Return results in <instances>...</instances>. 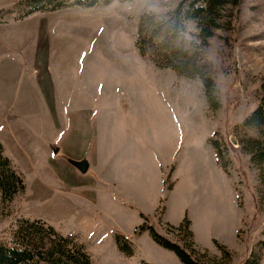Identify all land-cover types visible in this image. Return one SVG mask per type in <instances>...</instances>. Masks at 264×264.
<instances>
[{
	"label": "rangeland",
	"instance_id": "rangeland-1",
	"mask_svg": "<svg viewBox=\"0 0 264 264\" xmlns=\"http://www.w3.org/2000/svg\"><path fill=\"white\" fill-rule=\"evenodd\" d=\"M19 1L0 0V62L16 82L13 110L0 117V147L24 187L9 201L0 197V239L8 240L19 220H38L80 243L92 264H182L150 232L190 252L183 230L175 229L186 219L193 258L240 264L249 257L264 241V165H253L239 148L248 138L264 142V127L242 126L264 82V0H242L233 28L209 29L205 40L194 20L176 37L153 38L158 60L170 59L192 78L161 68L150 54L140 57L134 46L142 14L164 19L184 0H115L50 12L46 19L55 25L43 52L34 51L41 13L32 14L37 20L16 18ZM226 15L221 9L217 21L225 25ZM172 50L181 51L177 58ZM201 78L213 83L216 110L206 103ZM47 80L67 84L73 100L83 86H97L80 122L87 130L81 141L62 132L68 100L67 127H50L34 88ZM209 137L225 147L226 173ZM78 160L87 161L85 174L70 165ZM117 233L130 241V255L116 248Z\"/></svg>",
	"mask_w": 264,
	"mask_h": 264
},
{
	"label": "trees",
	"instance_id": "trees-1",
	"mask_svg": "<svg viewBox=\"0 0 264 264\" xmlns=\"http://www.w3.org/2000/svg\"><path fill=\"white\" fill-rule=\"evenodd\" d=\"M115 0H21L13 7V12L19 13L16 18L23 19L34 13H50L62 10L69 6L92 8L97 5H107ZM130 1V0H118ZM242 0H184L179 1L177 6L164 19H155L152 15L142 14L136 29L134 40L135 49L140 57H149L161 68H168L179 76L192 78L194 75L185 71V67L173 63L170 59L162 63L153 52L155 45L153 38H173L184 31L185 21L194 20L197 25V38L205 40L209 29L223 28L230 30L237 20ZM227 12L225 25L219 23L220 10ZM12 12V11H11ZM217 18V19H216ZM172 57L177 58L180 50H172ZM155 57V58H154ZM153 58V59H152ZM162 58H164L162 56ZM206 103L210 110L218 108L213 83L206 78H201ZM242 126L258 128L264 127V82L261 85V94L257 106L244 117ZM216 134V133H215ZM230 143V142H229ZM218 168L227 172L229 163L225 157V147L215 137L208 138ZM239 150L249 155V161L256 166L264 165V142L259 139L248 138L240 143ZM24 185L22 178L15 172L8 159L2 156L0 147V197L2 201H9L14 194L22 191ZM163 212V206L160 213ZM186 219L175 229H182L184 236L188 238L186 248L171 242L151 230L150 236L157 244L176 253L182 264H204L197 258H193L194 242L192 231L188 229ZM144 230L139 227L137 232ZM264 234V229L262 231ZM114 241L118 251L124 255L131 254V243L123 235H114ZM218 251L229 258L225 247L213 240ZM257 249L249 254L240 264H258L260 253L264 250V241H258ZM0 264H92L84 247L74 241L70 236L59 234L51 226L38 220L21 219L16 228L11 232L8 240L0 239ZM142 264H146L142 262Z\"/></svg>",
	"mask_w": 264,
	"mask_h": 264
},
{
	"label": "crops",
	"instance_id": "crops-1",
	"mask_svg": "<svg viewBox=\"0 0 264 264\" xmlns=\"http://www.w3.org/2000/svg\"><path fill=\"white\" fill-rule=\"evenodd\" d=\"M89 9V8H88ZM61 11V10H59ZM58 12V11H57ZM39 15H31L32 20H37ZM40 26L36 27V50L35 52H43L45 51V40L46 37H49V31L53 28L55 23H51L49 19L48 13L40 14ZM44 22L49 23L45 25ZM64 32V31H61ZM57 33V32H56ZM53 34V33H52ZM60 44V42L58 43ZM72 45V44H71ZM1 49V48H0ZM45 57V53L43 54ZM34 56L29 59L33 60ZM9 63V60H2ZM34 61V60H33ZM45 58L41 59V63H44ZM61 84V83H60ZM66 85H58L57 87L51 80L47 81H39L34 84V88L36 89V93L38 94L39 101L42 103V111L45 116L51 118L53 120L51 128H56L57 132L63 130L64 127H67L66 122L63 121L66 116L65 112H63L66 108L65 100H68L71 104L68 107V118H69V126L67 129H64L62 132L64 135H77V141H81L82 137L85 138L86 135V124L81 125V121L85 120L86 117L90 115L88 112L89 101L94 99L98 95V89L96 85L92 86H83L84 91L81 95L75 100H73L70 91L66 88ZM16 92V82L14 80V76L12 73V69L10 65H5L4 62H0V117L13 110L14 103V94ZM31 97H27L26 101L28 105H32ZM63 109V110H62ZM84 135V136H83ZM86 142V141H85ZM81 144L82 142H78ZM66 150V149H65ZM68 155L72 157H76L77 155L71 151L66 152ZM77 159V158H75ZM80 161V160H78ZM110 184L113 183L108 179Z\"/></svg>",
	"mask_w": 264,
	"mask_h": 264
},
{
	"label": "water",
	"instance_id": "water-1",
	"mask_svg": "<svg viewBox=\"0 0 264 264\" xmlns=\"http://www.w3.org/2000/svg\"><path fill=\"white\" fill-rule=\"evenodd\" d=\"M233 145H235V141L231 139L230 141ZM70 165H72L77 171L82 174H85L88 170V163L85 160L80 161H70Z\"/></svg>",
	"mask_w": 264,
	"mask_h": 264
},
{
	"label": "snow or ice",
	"instance_id": "snow-or-ice-1",
	"mask_svg": "<svg viewBox=\"0 0 264 264\" xmlns=\"http://www.w3.org/2000/svg\"><path fill=\"white\" fill-rule=\"evenodd\" d=\"M83 55H84V56H86V55H87V53H84ZM102 87H103V86H101V90H102Z\"/></svg>",
	"mask_w": 264,
	"mask_h": 264
}]
</instances>
